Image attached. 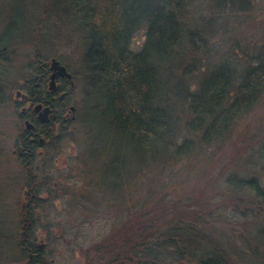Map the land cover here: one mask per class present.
I'll return each mask as SVG.
<instances>
[{
	"label": "trees",
	"instance_id": "16d2710c",
	"mask_svg": "<svg viewBox=\"0 0 264 264\" xmlns=\"http://www.w3.org/2000/svg\"><path fill=\"white\" fill-rule=\"evenodd\" d=\"M192 1L46 0L45 18L50 10H55L64 26H75L79 34L76 41L78 45L79 38L84 70L73 75L78 80L85 77L80 83L85 97L83 103L92 104L90 110L96 114L93 120H97L94 127L104 131L102 137L97 135V141L115 152L104 165L119 186L120 195L116 196V191L113 195L124 203L126 193L131 196L127 184L132 182L139 190L132 196L134 211L130 210L125 220L101 241L80 249L85 264H232L233 256L242 255L234 248L232 256V251L221 247L215 239L217 233L208 234L209 226L215 223L209 221H217L210 218L219 207L207 198L184 192L186 179L178 176L177 167L185 169V176L199 175V166L193 159L225 141L232 128L239 125V120L253 113L264 97V42L258 52H251L238 42L242 48L236 49L231 57H235L232 59L239 70L226 62L205 77L192 79L202 62L198 54L203 55L207 67L209 57L191 38L196 33L185 29L184 18H189L186 13ZM247 2L217 0L216 8L225 14L228 9V13L240 9L246 12L250 8ZM17 17L26 20L19 10ZM214 21L216 19H211L212 23ZM12 22L11 25H16L14 19ZM143 28L146 40L136 48L135 35ZM61 35L57 34L56 38ZM184 39L192 40L189 55L195 57L191 60L185 59V52L179 51ZM14 40L0 34V103L12 87V77L17 74L14 56L15 46L19 44ZM41 54L39 50L37 59L42 67L37 74L42 76L46 75L50 59L40 57ZM42 80L46 85L47 75ZM41 85L18 89L24 90L37 104L38 97L35 100L32 92L35 90L37 96L43 97L46 87ZM74 89L68 95V103ZM51 103L62 113L61 103ZM131 164L134 165L132 171L129 170ZM231 179L237 180L235 184ZM259 180L254 176L242 178L241 173H237L227 178L225 184L234 187L238 184L235 192L245 198L249 196L253 204H257L255 200L263 202L257 209L252 204L251 208L264 214V188ZM97 185L107 190L106 180L97 181ZM83 195L73 194L70 206L91 205V195ZM43 201L40 202L48 204ZM35 208L22 203V208L18 209L21 259L27 258L26 264H55L50 260L46 245L59 240V237L54 238L56 226L42 225ZM258 226V235H264V226ZM3 227L4 222L0 221V250L2 242L8 239ZM38 232L47 237L40 239ZM72 233L73 228L66 229L62 238H71ZM42 243H45L44 249L40 248Z\"/></svg>",
	"mask_w": 264,
	"mask_h": 264
},
{
	"label": "rangeland",
	"instance_id": "374dc122",
	"mask_svg": "<svg viewBox=\"0 0 264 264\" xmlns=\"http://www.w3.org/2000/svg\"><path fill=\"white\" fill-rule=\"evenodd\" d=\"M216 1L193 0L186 13L189 18H184L187 24L185 29L196 33L191 38L209 56L207 67L203 55L198 54L202 62L192 76L194 80L205 77L226 62L239 70L233 62L235 57H231L236 49L242 48L238 42L250 48L251 52H258L264 42V0H248L250 8L246 12L240 9L228 13V9L226 14L216 8ZM45 7L46 0H0V34L8 39L12 37L19 44L15 46L14 56L17 74L12 77V87L7 91L5 100L0 103V221L4 222L3 231L6 232L5 238H8L6 242L1 241L3 249L0 250V264L28 263L27 258L21 259L20 239L17 237L21 231L18 209L22 208V203L26 204V192L32 184L35 183L32 194H37L32 205L35 208L40 204L35 211L40 214L42 225H51V228L56 226L54 238L59 237V240L46 245L50 260L55 264H85L80 249L101 241L125 220L127 213L133 210L132 196L139 192L131 182L126 185L131 196L126 193L127 200L124 203L116 197L120 195L119 186L113 173L104 169L115 152L97 141V135H104V131L96 128L97 120H93L96 114L90 110L92 104L83 103V76V80L75 77V89L70 98L71 105L77 107V119L68 127L58 125L59 129L46 138L47 147L39 149L35 155L29 154L34 155L31 157L32 163L31 158L27 159V154H24L26 157L21 156L26 158L24 163L29 165L22 163L19 154H14L21 147L20 138L26 131L20 115L23 99L17 96L18 92L24 93V90L18 88L38 86L40 75L37 70L42 67L37 59L38 51L42 53L40 57L45 59L58 58L73 74L84 70L81 62L84 55L79 49V38L77 45L79 34L76 27L70 24L65 27L55 10H50L45 18ZM17 10L23 12L27 21L15 18ZM13 19L16 25H11ZM211 19L216 21L212 23ZM21 20L23 24H20ZM59 33L61 37L56 38ZM185 39L179 51L185 52V59L191 60L195 57L189 55L192 40L189 42ZM144 40L145 28L135 35L134 46L135 43L136 48L142 46ZM239 121L225 141L203 151L202 157L198 155L193 159L199 166V175L185 176V169L177 167L178 176L186 179L184 192L207 198L219 207L210 218L217 221H209L215 223L209 226L208 234L213 236L217 233L215 239L221 247L232 251V256L235 255V249L242 252L240 257L233 256L232 264H264V235L259 236L257 229L258 225L264 226V214L251 208V204L257 209L263 202L255 200L257 204H253L248 195L245 198L242 193L235 192L238 184L235 187L225 184L227 178L241 173L242 178H260L264 188V97L256 104L253 113ZM130 166L129 170L132 171L134 165ZM150 177L153 178L154 174L151 173ZM96 180H106L107 190L99 188ZM234 180L237 181L231 179L230 182L235 184ZM73 194L79 197L81 194L84 197L91 195L93 201L88 207L70 206ZM41 200L47 202V206ZM72 228L73 237L62 238L63 232ZM38 237L44 239L47 234L40 233Z\"/></svg>",
	"mask_w": 264,
	"mask_h": 264
},
{
	"label": "flooded vegetation",
	"instance_id": "af4514ba",
	"mask_svg": "<svg viewBox=\"0 0 264 264\" xmlns=\"http://www.w3.org/2000/svg\"><path fill=\"white\" fill-rule=\"evenodd\" d=\"M50 71V68H49ZM51 72V71H50ZM43 76L38 77L40 87L42 86L41 84L44 85V80ZM60 81V80H59ZM47 82V81H46ZM61 82H65V84L60 83L58 86V89L56 92H51L48 88V85H44L46 87V91L44 96H37V92L33 90V96L35 97V100H39V103L35 104L31 97L27 94V98L23 100L22 111H21V119L24 122V126L26 128L25 133L21 136L20 138V144L21 147L18 150L14 151V154H19V158L26 157L29 160L31 157H34L35 153L38 152L39 149H42L43 147H47V141L46 138L51 135L52 132L57 131V128L59 129L58 125L62 123H67L68 125L72 122L71 116L73 113L71 112L72 105L71 103H68V98H62V94L67 93V85L68 82L63 80ZM49 84V83H48ZM38 87V86H37ZM39 92V91H38ZM51 101H58V103H61L64 108L62 110V113H60L57 109H54L56 113V118H53V115H48L47 119L43 120L40 118L41 114L45 112L46 108H54L51 103ZM42 105L43 107L39 110H36L37 106ZM52 105V106H51ZM61 115H58V114ZM76 113H77V108H76ZM75 113V114H76ZM76 117V115H75ZM27 121H29L32 125V127L27 126ZM38 141V142H37ZM38 143V144H37ZM18 144V145H20ZM24 154H27L26 156ZM29 154H34V155H29ZM42 154V152L40 153ZM39 154V155H40ZM21 161L26 162V158H22ZM26 165L28 163H25ZM35 184V183H34ZM28 189L26 192L27 194V205L30 206L32 205L34 199L36 198V194H32V191H35V188H33V185ZM36 186H39L38 184ZM30 191V192H29ZM39 191H37L38 193ZM41 249H44L43 247H40ZM32 258V255H31ZM53 262V261H52Z\"/></svg>",
	"mask_w": 264,
	"mask_h": 264
},
{
	"label": "water",
	"instance_id": "95a60500",
	"mask_svg": "<svg viewBox=\"0 0 264 264\" xmlns=\"http://www.w3.org/2000/svg\"><path fill=\"white\" fill-rule=\"evenodd\" d=\"M51 71L53 72L51 77H50L51 81H50V86H49L51 92H56V90H57V79L58 78H60V77L61 78H66V79H69L70 81H72V79H73V75L67 70V67L62 65L61 62L58 61L55 58L52 59V61H51ZM72 85H73V82H72ZM65 95L63 94L62 98H64ZM17 96L18 97L22 96V93L18 92ZM24 98H25V96H24ZM41 108H42V105H39L37 110H39ZM71 111L73 112V117L72 118L75 119V114L74 113L76 111V108L72 107ZM48 115H53V118H56V115L54 114V110H52L50 107L45 109V112L43 114H41L40 118L42 120H43V118L47 119ZM48 120L49 119H47V121ZM27 126L28 127H32V125L29 122H27Z\"/></svg>",
	"mask_w": 264,
	"mask_h": 264
}]
</instances>
